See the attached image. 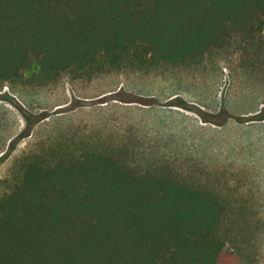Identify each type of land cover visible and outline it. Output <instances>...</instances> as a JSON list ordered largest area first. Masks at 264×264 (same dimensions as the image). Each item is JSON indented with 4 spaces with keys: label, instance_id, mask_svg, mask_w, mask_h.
Segmentation results:
<instances>
[{
    "label": "trees",
    "instance_id": "1",
    "mask_svg": "<svg viewBox=\"0 0 264 264\" xmlns=\"http://www.w3.org/2000/svg\"><path fill=\"white\" fill-rule=\"evenodd\" d=\"M235 38L264 75V0H0V86L200 64ZM128 156L68 137L26 161L0 195V264H259L245 182Z\"/></svg>",
    "mask_w": 264,
    "mask_h": 264
},
{
    "label": "rangeland",
    "instance_id": "2",
    "mask_svg": "<svg viewBox=\"0 0 264 264\" xmlns=\"http://www.w3.org/2000/svg\"><path fill=\"white\" fill-rule=\"evenodd\" d=\"M232 51L185 66L128 65L32 84L0 86V195L21 166L65 139L129 155L150 170L199 167L240 178L264 220V75ZM219 177V176H218ZM264 264V231L261 236Z\"/></svg>",
    "mask_w": 264,
    "mask_h": 264
}]
</instances>
